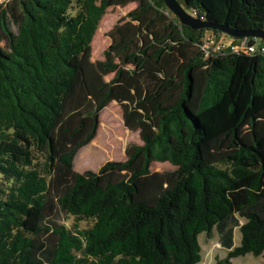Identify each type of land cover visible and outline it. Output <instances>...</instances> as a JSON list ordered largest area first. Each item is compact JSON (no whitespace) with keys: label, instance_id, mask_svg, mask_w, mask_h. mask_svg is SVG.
Instances as JSON below:
<instances>
[{"label":"trees","instance_id":"trees-1","mask_svg":"<svg viewBox=\"0 0 264 264\" xmlns=\"http://www.w3.org/2000/svg\"><path fill=\"white\" fill-rule=\"evenodd\" d=\"M179 1L264 29V0ZM131 3L92 61L108 8ZM207 33L224 34L183 25L164 0H0V264H197L214 229L219 264L264 255V53L206 59ZM113 101L143 143L75 170Z\"/></svg>","mask_w":264,"mask_h":264},{"label":"rangeland","instance_id":"rangeland-1","mask_svg":"<svg viewBox=\"0 0 264 264\" xmlns=\"http://www.w3.org/2000/svg\"><path fill=\"white\" fill-rule=\"evenodd\" d=\"M135 7L136 3H131L125 7L114 6L108 8L106 14L100 21L98 30L96 31L97 36L95 34L96 38L94 36L92 41V61L97 62L103 60V52L112 42L109 35L110 31L119 20L125 17L127 13ZM187 11L189 12L190 10L187 9ZM99 29L103 31H99ZM222 36L226 35L223 34ZM112 76L113 74L106 76V80H110ZM114 112L118 115L117 119ZM110 117L113 119L112 123L117 121L120 127H122V129L118 130V137L115 138H113L109 130L104 127V121L112 124ZM142 143L143 141L141 139L140 132L130 130L125 126L122 108L117 102L113 101L101 112L97 136L90 144L86 145L79 151L74 160V168L79 172H84L86 170L97 171L107 161L126 160V147L130 144ZM108 151L111 152V157H109ZM151 169L152 171L164 172L175 169V166L169 162H154ZM241 222L243 221L241 220ZM66 223L71 226L73 218H66ZM91 223V221H81L80 225L82 227H89ZM241 237V231L236 228V245L240 244ZM199 240L203 248V260L197 264H219L226 257L228 250L221 245L220 236L216 229H214L211 237H209L206 233H201ZM231 264H264V255L256 257L249 253L234 258Z\"/></svg>","mask_w":264,"mask_h":264},{"label":"water","instance_id":"water-1","mask_svg":"<svg viewBox=\"0 0 264 264\" xmlns=\"http://www.w3.org/2000/svg\"><path fill=\"white\" fill-rule=\"evenodd\" d=\"M175 16H177L183 25L189 26L196 30L213 29L234 38H249V44H253L255 38L264 39V29L256 30H238L226 24H215L204 20L198 16H194L187 7L179 0H164Z\"/></svg>","mask_w":264,"mask_h":264},{"label":"built area","instance_id":"built-area-1","mask_svg":"<svg viewBox=\"0 0 264 264\" xmlns=\"http://www.w3.org/2000/svg\"><path fill=\"white\" fill-rule=\"evenodd\" d=\"M194 16H198L205 20L204 16H199L196 11H193ZM200 48L204 54V58H214L228 53H245L252 54L255 52L264 53V42L259 38H255L253 44H249V38H243L241 41H236L230 36L206 34L202 39Z\"/></svg>","mask_w":264,"mask_h":264}]
</instances>
